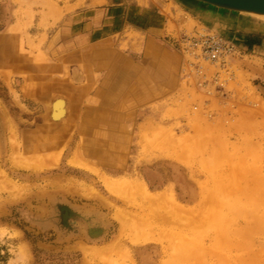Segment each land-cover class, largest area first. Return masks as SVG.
Masks as SVG:
<instances>
[{"label":"rangeland","instance_id":"rangeland-1","mask_svg":"<svg viewBox=\"0 0 264 264\" xmlns=\"http://www.w3.org/2000/svg\"><path fill=\"white\" fill-rule=\"evenodd\" d=\"M11 1L0 0V264H120L125 254L139 264L145 249L166 264H264V19L182 0H87L64 43L56 30L21 45L8 33L20 21ZM209 35L239 55L217 84L216 68L180 45ZM47 63L58 71L41 74ZM58 102L65 115L53 120ZM39 154L42 170L11 164ZM105 179L172 193L193 211L207 196L219 205L201 228L155 224V239L135 244L136 230L117 238L116 213L149 217ZM94 229L93 241L117 238L114 251L89 242ZM77 237L87 252L70 250Z\"/></svg>","mask_w":264,"mask_h":264},{"label":"bare ground","instance_id":"bare-ground-1","mask_svg":"<svg viewBox=\"0 0 264 264\" xmlns=\"http://www.w3.org/2000/svg\"><path fill=\"white\" fill-rule=\"evenodd\" d=\"M182 1L188 5L192 4V2L198 3L193 0H182ZM207 7L208 10L211 11L214 10L210 6ZM216 10L217 9H215L214 11ZM230 15L240 16L237 15V13H230ZM255 17L264 19V17H258V16ZM261 23H260L261 27L259 28V30L264 31V22ZM63 116H64V111L62 108V104L59 102L54 104L52 109L53 120H57L59 118H62ZM45 149L46 148L43 145H41V148H39V150L42 152L45 151ZM11 164L13 165V167L21 168L24 170H42L44 167L43 165L47 164V161L43 156H40L39 154L38 156H34L33 160H28V161L27 160L21 161L19 157H13L11 158ZM203 168L207 169V167L204 166ZM105 182L111 194L117 196L118 198L120 197L119 199H121V201L126 203H128L130 200L139 203L140 207L142 209H145L144 213H146L147 216L149 217V219H141L138 216L126 214L123 213L122 211H118L116 213L115 218L121 223V226L123 228H125L126 230L132 229V231L136 230L135 231L136 234L134 235L135 244H139L155 239L154 235L151 234L152 232L159 231L158 228H155L153 226L155 224H160L164 227H169V228L171 227L173 230L185 229L184 231L191 228L193 229L201 228L202 226L205 225V222L207 221L206 218L208 216L207 211L214 204L219 205V203H217L215 200H212V206L210 207L211 205V202H209L210 197L207 196L205 200L202 201L204 202L202 204L203 205L202 209L193 211V209L185 208L180 203L176 202L172 193L165 192L163 195H153L149 193L147 189L141 184L129 183V182H120V183L109 182V180L106 179ZM3 185L5 190L13 191L14 189V187H12L13 185L8 184L5 178L3 181H1V186ZM197 212L199 213L197 214ZM204 214H206L205 217ZM183 217H185L186 220L183 219ZM161 232L166 233L167 231L159 232V234L162 237L164 238L170 237L162 234ZM185 241L188 242L186 238ZM99 253L102 254L101 252ZM99 253H96L97 255H93L92 253H90L89 256L94 257L96 259V257L99 256ZM123 256L124 259L121 260L120 264H135L132 263L131 261L132 259L128 254L127 255L125 254Z\"/></svg>","mask_w":264,"mask_h":264},{"label":"crops","instance_id":"crops-1","mask_svg":"<svg viewBox=\"0 0 264 264\" xmlns=\"http://www.w3.org/2000/svg\"><path fill=\"white\" fill-rule=\"evenodd\" d=\"M13 2L12 3L16 6V10H13V15L15 18H19L20 21H18L16 24L14 23L15 25H12V31H9L8 33L13 36L15 35L17 37L18 43L24 45L25 36H29L30 38L32 36L35 39L39 38L42 44H46L51 38V33L55 32L56 30H58V33H56V37L61 39L60 42L62 43V39L65 38L67 32H70L72 30L73 22L75 21V19H78L80 17L78 15L79 9L86 7L87 0H13ZM20 31H22V33ZM40 68L41 69L39 70V72L43 75H50L58 71L56 70L58 69V66L50 63H47L45 66H42ZM62 108L64 111V106H62ZM188 187L191 188L190 186ZM189 200L190 201L188 203L186 202V204L193 205L195 203H198L199 198L195 201L194 198H191ZM180 204L183 205L184 203ZM122 212L131 215V213H127L124 210ZM119 226L120 227L117 238L120 239L122 238V236H125L126 229L121 226L120 222ZM97 232L99 231L96 229L91 230V240L94 238L92 237V235L95 236L96 234H98ZM83 238L85 237H77L74 238L76 240L73 239V241L69 242V245H71L70 250L74 252H87L91 247L81 241L83 240ZM117 238L113 240L101 238L95 241H93V239L89 242L102 244L104 247L99 252L104 253L106 251H111L115 247ZM123 239L125 238L123 237ZM140 253L142 254H139L137 257L139 264H166V260L162 258L160 259L161 261L156 262V255L158 256L157 251L148 253V251L145 249ZM132 260H134L133 256ZM134 263L138 264L135 260Z\"/></svg>","mask_w":264,"mask_h":264},{"label":"built area","instance_id":"built-area-1","mask_svg":"<svg viewBox=\"0 0 264 264\" xmlns=\"http://www.w3.org/2000/svg\"><path fill=\"white\" fill-rule=\"evenodd\" d=\"M180 45L184 54L192 58L196 66L208 64L216 68L215 84L219 80L222 82L226 75H231V68L239 56L236 46L230 40L216 35L183 39Z\"/></svg>","mask_w":264,"mask_h":264},{"label":"water","instance_id":"water-1","mask_svg":"<svg viewBox=\"0 0 264 264\" xmlns=\"http://www.w3.org/2000/svg\"><path fill=\"white\" fill-rule=\"evenodd\" d=\"M224 12L264 17V0H193Z\"/></svg>","mask_w":264,"mask_h":264},{"label":"trees","instance_id":"trees-1","mask_svg":"<svg viewBox=\"0 0 264 264\" xmlns=\"http://www.w3.org/2000/svg\"><path fill=\"white\" fill-rule=\"evenodd\" d=\"M248 46H251V44H248Z\"/></svg>","mask_w":264,"mask_h":264},{"label":"clouds","instance_id":"clouds-1","mask_svg":"<svg viewBox=\"0 0 264 264\" xmlns=\"http://www.w3.org/2000/svg\"><path fill=\"white\" fill-rule=\"evenodd\" d=\"M10 264H11V261H10Z\"/></svg>","mask_w":264,"mask_h":264}]
</instances>
